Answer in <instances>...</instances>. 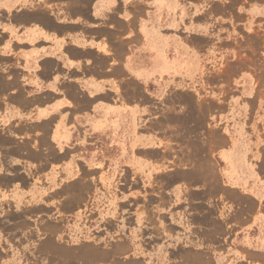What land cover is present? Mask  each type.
Masks as SVG:
<instances>
[{"label":"rangeland","instance_id":"obj_1","mask_svg":"<svg viewBox=\"0 0 264 264\" xmlns=\"http://www.w3.org/2000/svg\"><path fill=\"white\" fill-rule=\"evenodd\" d=\"M232 1L199 44L137 40L154 93L135 135L104 117L61 145L31 116L17 19L48 0H0V264H264V12Z\"/></svg>","mask_w":264,"mask_h":264},{"label":"crops","instance_id":"obj_2","mask_svg":"<svg viewBox=\"0 0 264 264\" xmlns=\"http://www.w3.org/2000/svg\"><path fill=\"white\" fill-rule=\"evenodd\" d=\"M51 2L39 6L30 16L17 19L31 20V27L23 31L27 37L23 40L30 45L24 64L31 62V81L37 87L32 101L45 102L43 106H32L31 116L36 117L33 121L48 120L50 140L61 145L73 139L80 126L87 131L103 126L104 117L119 124L120 117L126 115L128 128L135 135L138 116L154 93L153 85L147 84L151 74L136 67L132 47L137 40L152 44L156 30H160V38H166L167 34L161 30L172 27L180 31L177 35L181 41L185 38L184 30L190 29L195 36L192 40L199 44L198 34L205 22V16L200 15L206 14L209 20L212 11L233 3L232 0H54L53 5ZM237 2L241 4L243 0ZM247 3L252 4V12H264L263 1L247 0ZM188 15L191 20L185 21ZM168 23L172 26H166ZM145 140L140 139L138 145ZM239 148L236 144L231 146L240 155L248 150L241 145ZM129 155L143 156L137 153L135 144ZM252 173L257 180L258 170ZM240 187L245 184L241 182Z\"/></svg>","mask_w":264,"mask_h":264}]
</instances>
